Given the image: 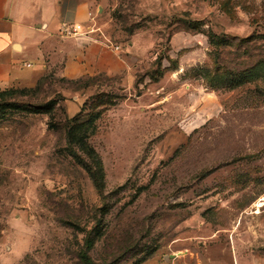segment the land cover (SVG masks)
Listing matches in <instances>:
<instances>
[{
    "label": "rangeland",
    "instance_id": "obj_1",
    "mask_svg": "<svg viewBox=\"0 0 264 264\" xmlns=\"http://www.w3.org/2000/svg\"><path fill=\"white\" fill-rule=\"evenodd\" d=\"M97 4L96 25L128 49L133 75L74 80L52 68L4 98L0 264H82L87 237L95 264L170 253L188 264L264 262V80L232 89L205 78L212 35L252 37L220 49L221 63L264 58V0ZM79 113L91 114L103 192L86 150L67 143Z\"/></svg>",
    "mask_w": 264,
    "mask_h": 264
},
{
    "label": "crops",
    "instance_id": "obj_2",
    "mask_svg": "<svg viewBox=\"0 0 264 264\" xmlns=\"http://www.w3.org/2000/svg\"><path fill=\"white\" fill-rule=\"evenodd\" d=\"M101 8L97 0H0V90L33 86L52 68L70 79L132 76L131 56L122 45L114 50L98 31L79 37L60 33L64 23L87 29L96 21L94 9ZM172 254L156 256L150 264L189 263L184 255Z\"/></svg>",
    "mask_w": 264,
    "mask_h": 264
},
{
    "label": "trees",
    "instance_id": "obj_3",
    "mask_svg": "<svg viewBox=\"0 0 264 264\" xmlns=\"http://www.w3.org/2000/svg\"><path fill=\"white\" fill-rule=\"evenodd\" d=\"M251 38H243L235 42L234 40L230 41L226 38H221L220 36H211V44H214L219 48H217L213 53L215 71L213 73L207 72L205 77L209 83L213 85L221 81H227V83H229V87L235 89L257 78L264 80V58L258 59L253 64L248 65L246 67H242L241 69L238 66L233 67L220 62V49H225L229 46H235L237 49H239L244 46L247 42H249ZM96 76L98 75L88 76V78L90 79ZM81 78L82 77H79L74 80H81ZM17 90L18 87L0 90V106H2V104L4 103L5 97H7L8 95H12L13 93L17 92ZM90 115L91 114L79 113L77 116H75L69 122V124L66 125V139L69 147H74L75 145H78L86 150L89 161H86V163H84L90 169L91 176L93 177L96 186L101 192H103L105 187L104 168L101 159L99 158V155L87 141L88 136L93 129H91ZM93 242L94 239H91L90 237L86 238L85 247L82 248L79 253V259L82 264H95L89 254V251L93 246Z\"/></svg>",
    "mask_w": 264,
    "mask_h": 264
},
{
    "label": "built area",
    "instance_id": "obj_4",
    "mask_svg": "<svg viewBox=\"0 0 264 264\" xmlns=\"http://www.w3.org/2000/svg\"><path fill=\"white\" fill-rule=\"evenodd\" d=\"M95 31H98L102 34V36H100L104 38L105 43L109 45V47L113 48L114 50H119L120 46L113 43V41L101 31V28L98 27L95 22H92L87 29L83 28L82 23H64L60 30V33L64 37H79L83 34H90ZM28 65L30 64L28 63Z\"/></svg>",
    "mask_w": 264,
    "mask_h": 264
},
{
    "label": "water",
    "instance_id": "obj_5",
    "mask_svg": "<svg viewBox=\"0 0 264 264\" xmlns=\"http://www.w3.org/2000/svg\"><path fill=\"white\" fill-rule=\"evenodd\" d=\"M174 256V254H172Z\"/></svg>",
    "mask_w": 264,
    "mask_h": 264
}]
</instances>
